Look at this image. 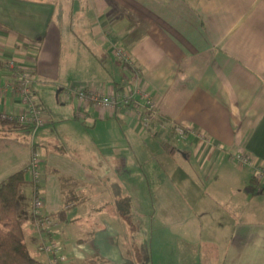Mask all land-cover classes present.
<instances>
[{"label":"crops","instance_id":"0c3cea01","mask_svg":"<svg viewBox=\"0 0 264 264\" xmlns=\"http://www.w3.org/2000/svg\"><path fill=\"white\" fill-rule=\"evenodd\" d=\"M59 5L0 0V60L31 75L46 119L35 136L27 126L0 125V182L39 153L43 212L56 219L48 236L64 264H264V185L243 191L254 176L234 159L249 153L264 166V0ZM118 48L141 68L158 115L188 128L184 141L145 128L131 108L64 97L84 84L123 88L130 73ZM12 74L0 68V114L25 108L6 87ZM39 87L50 88L57 110ZM27 177L25 242L50 264ZM114 183L129 214L118 209Z\"/></svg>","mask_w":264,"mask_h":264},{"label":"built area","instance_id":"2783aa9c","mask_svg":"<svg viewBox=\"0 0 264 264\" xmlns=\"http://www.w3.org/2000/svg\"><path fill=\"white\" fill-rule=\"evenodd\" d=\"M115 55L123 64L124 70L130 73L129 77L124 81L123 88L113 93H104L100 87L84 84L65 89L63 95L67 99L75 97L82 106L93 105L112 111L121 107L131 108L142 125L148 128L152 118L158 116V111L150 91L142 87V70L132 60L126 50L118 48L115 51ZM4 63V66L12 70L13 73L12 81L6 87H10L12 91L21 97L25 108L20 114L3 113L0 114V117L3 120L30 125L31 129L36 131L39 127L46 124V119L42 108L36 101L32 87V77L14 60ZM158 126L161 130L167 129V125L164 123H159ZM187 134L188 128L175 124L174 138L177 141H184ZM234 159L238 166L252 170L254 178L260 184V188H262V185H264V166L258 165L254 157L249 153H238L234 156ZM28 171L32 176L34 188L31 214L40 232V248L51 256L50 264H64L67 262V257L60 253L59 244L48 236L56 224V219L53 215L43 212L44 197L41 185L40 159L37 151L33 153Z\"/></svg>","mask_w":264,"mask_h":264},{"label":"trees","instance_id":"16d2710c","mask_svg":"<svg viewBox=\"0 0 264 264\" xmlns=\"http://www.w3.org/2000/svg\"><path fill=\"white\" fill-rule=\"evenodd\" d=\"M4 64L0 60V68L4 67ZM159 123L166 124L167 129L162 131H166L171 137H174L176 123L167 117L158 115L152 118L149 127L158 126ZM0 125L13 128L16 126L31 128L30 125L3 120L1 117ZM27 173L28 169H22L0 182V264H43L30 254L25 242L26 204L23 188L28 184ZM113 188L120 213L129 214V198L123 195L118 183H114ZM243 191L257 193L261 192L262 189L253 177L250 183L243 188Z\"/></svg>","mask_w":264,"mask_h":264},{"label":"rangeland","instance_id":"374dc122","mask_svg":"<svg viewBox=\"0 0 264 264\" xmlns=\"http://www.w3.org/2000/svg\"><path fill=\"white\" fill-rule=\"evenodd\" d=\"M54 1V4L55 5H61V3L62 4H64V1H68L69 2V4H73V3H75L76 5H78V2L80 1V0H53ZM59 5V6H60ZM72 10V9H71ZM70 10V11H71ZM72 19H70V21H71ZM39 89H40V87H39ZM40 91H41V93L43 94V95H45V98L47 99V101L49 102V104H50V107H49V110H53V108H56V110L58 109V107H59V105H61V103H59L58 101H57V99L55 98L54 99V102L49 98V95H50V88H48V87H46V88H42V89H40ZM56 110H54V111H56ZM51 125V124H50ZM53 125V124H52ZM45 125H43V126H41V127H44ZM40 128V127H39ZM59 129H60V126H59ZM61 133V132H60ZM35 134H36V131H34V129H31V132H30V136H35ZM149 147H150V145H149ZM152 148H154V146H152V147H150L149 149L151 150ZM140 160H142L141 159V157L139 158ZM143 163H141V164H145V162L144 161H142ZM151 174V173H150ZM28 178V177H27ZM150 181H153V179L152 178H150L149 179ZM135 212H139L138 210H135Z\"/></svg>","mask_w":264,"mask_h":264}]
</instances>
